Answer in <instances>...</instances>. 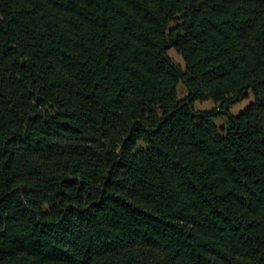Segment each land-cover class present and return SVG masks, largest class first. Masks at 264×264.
I'll return each mask as SVG.
<instances>
[{
	"label": "trees",
	"instance_id": "trees-1",
	"mask_svg": "<svg viewBox=\"0 0 264 264\" xmlns=\"http://www.w3.org/2000/svg\"><path fill=\"white\" fill-rule=\"evenodd\" d=\"M0 264H264V0H0Z\"/></svg>",
	"mask_w": 264,
	"mask_h": 264
},
{
	"label": "rangeland",
	"instance_id": "rangeland-1",
	"mask_svg": "<svg viewBox=\"0 0 264 264\" xmlns=\"http://www.w3.org/2000/svg\"><path fill=\"white\" fill-rule=\"evenodd\" d=\"M169 54L173 57V59L177 63L181 64L182 66L185 65V61H184L182 55L175 48L169 49ZM178 92H179V96L181 98H183L187 95V89L183 83H181L179 85ZM254 100H255L254 94L252 92H250V95L248 97L243 98L239 102L230 105L229 109L232 113L237 114V113L241 112L242 110H244ZM218 106H219V104L215 103L211 99L205 100V101L197 100L195 102V107L197 109H201V110H209V109L216 108ZM216 122L218 125L222 126L226 122V117L224 115L218 116L216 118Z\"/></svg>",
	"mask_w": 264,
	"mask_h": 264
}]
</instances>
